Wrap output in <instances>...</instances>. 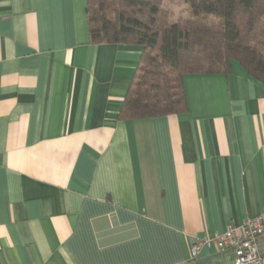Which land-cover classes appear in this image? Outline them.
<instances>
[{
	"label": "crops",
	"instance_id": "0c3cea01",
	"mask_svg": "<svg viewBox=\"0 0 264 264\" xmlns=\"http://www.w3.org/2000/svg\"><path fill=\"white\" fill-rule=\"evenodd\" d=\"M87 0H0V264H232L193 240L264 208V82L186 74L188 108L119 119L143 47Z\"/></svg>",
	"mask_w": 264,
	"mask_h": 264
},
{
	"label": "trees",
	"instance_id": "16d2710c",
	"mask_svg": "<svg viewBox=\"0 0 264 264\" xmlns=\"http://www.w3.org/2000/svg\"><path fill=\"white\" fill-rule=\"evenodd\" d=\"M87 0L90 41L143 47L119 119L187 110L186 74L232 72L264 82V0Z\"/></svg>",
	"mask_w": 264,
	"mask_h": 264
},
{
	"label": "built area",
	"instance_id": "2783aa9c",
	"mask_svg": "<svg viewBox=\"0 0 264 264\" xmlns=\"http://www.w3.org/2000/svg\"><path fill=\"white\" fill-rule=\"evenodd\" d=\"M204 247L234 254L232 264H264V208L261 214L247 218L224 232L193 240L191 255L195 258Z\"/></svg>",
	"mask_w": 264,
	"mask_h": 264
},
{
	"label": "rangeland",
	"instance_id": "374dc122",
	"mask_svg": "<svg viewBox=\"0 0 264 264\" xmlns=\"http://www.w3.org/2000/svg\"><path fill=\"white\" fill-rule=\"evenodd\" d=\"M178 1L179 0H173V1H171V6L176 11L177 16L180 15V11L184 8L182 5H177Z\"/></svg>",
	"mask_w": 264,
	"mask_h": 264
}]
</instances>
